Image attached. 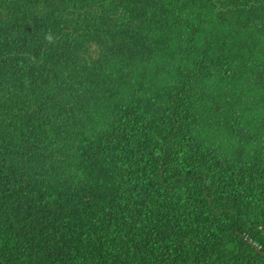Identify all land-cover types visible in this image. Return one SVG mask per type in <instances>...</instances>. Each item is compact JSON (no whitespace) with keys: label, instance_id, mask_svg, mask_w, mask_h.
<instances>
[{"label":"trees","instance_id":"16d2710c","mask_svg":"<svg viewBox=\"0 0 264 264\" xmlns=\"http://www.w3.org/2000/svg\"><path fill=\"white\" fill-rule=\"evenodd\" d=\"M0 264H264V0H0Z\"/></svg>","mask_w":264,"mask_h":264}]
</instances>
